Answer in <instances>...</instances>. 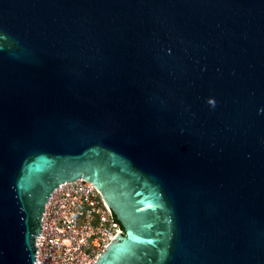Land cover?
<instances>
[{"label":"water","instance_id":"95a60500","mask_svg":"<svg viewBox=\"0 0 264 264\" xmlns=\"http://www.w3.org/2000/svg\"><path fill=\"white\" fill-rule=\"evenodd\" d=\"M78 179L94 264H264V0H0V264Z\"/></svg>","mask_w":264,"mask_h":264},{"label":"built area","instance_id":"2783aa9c","mask_svg":"<svg viewBox=\"0 0 264 264\" xmlns=\"http://www.w3.org/2000/svg\"><path fill=\"white\" fill-rule=\"evenodd\" d=\"M119 230L93 183L64 182L45 206L33 264H94Z\"/></svg>","mask_w":264,"mask_h":264}]
</instances>
